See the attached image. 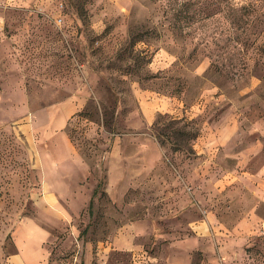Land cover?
Returning a JSON list of instances; mask_svg holds the SVG:
<instances>
[{
    "label": "rangeland",
    "instance_id": "374dc122",
    "mask_svg": "<svg viewBox=\"0 0 264 264\" xmlns=\"http://www.w3.org/2000/svg\"><path fill=\"white\" fill-rule=\"evenodd\" d=\"M33 256L264 264V0H0V264Z\"/></svg>",
    "mask_w": 264,
    "mask_h": 264
},
{
    "label": "crops",
    "instance_id": "0c3cea01",
    "mask_svg": "<svg viewBox=\"0 0 264 264\" xmlns=\"http://www.w3.org/2000/svg\"><path fill=\"white\" fill-rule=\"evenodd\" d=\"M41 226H37L38 233L40 234V240H42L43 238L45 239L46 237L43 235ZM29 262L28 264H39L40 258L39 256H33L32 258L27 259Z\"/></svg>",
    "mask_w": 264,
    "mask_h": 264
},
{
    "label": "trees",
    "instance_id": "16d2710c",
    "mask_svg": "<svg viewBox=\"0 0 264 264\" xmlns=\"http://www.w3.org/2000/svg\"><path fill=\"white\" fill-rule=\"evenodd\" d=\"M102 183H103V181L100 180V181L98 182V184H97L96 189H97L99 186H101ZM96 189H95V190H96ZM92 204H93V199L91 198V199H90V203H89V208H90V209L92 208Z\"/></svg>",
    "mask_w": 264,
    "mask_h": 264
}]
</instances>
